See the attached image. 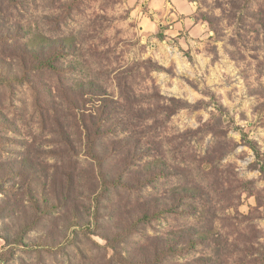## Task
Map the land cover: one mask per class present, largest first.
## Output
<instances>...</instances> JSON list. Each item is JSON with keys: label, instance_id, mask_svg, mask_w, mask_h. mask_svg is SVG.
<instances>
[{"label": "rangeland", "instance_id": "374dc122", "mask_svg": "<svg viewBox=\"0 0 264 264\" xmlns=\"http://www.w3.org/2000/svg\"><path fill=\"white\" fill-rule=\"evenodd\" d=\"M0 264H264V0H0Z\"/></svg>", "mask_w": 264, "mask_h": 264}, {"label": "trees", "instance_id": "16d2710c", "mask_svg": "<svg viewBox=\"0 0 264 264\" xmlns=\"http://www.w3.org/2000/svg\"><path fill=\"white\" fill-rule=\"evenodd\" d=\"M40 66L41 67H43L41 64H40ZM85 128H87L88 129V127H89V125L88 124H86V123H84V125H83Z\"/></svg>", "mask_w": 264, "mask_h": 264}]
</instances>
